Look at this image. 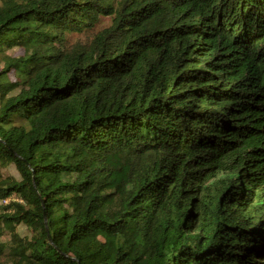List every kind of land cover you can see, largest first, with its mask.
Segmentation results:
<instances>
[{
	"label": "trees",
	"instance_id": "trees-1",
	"mask_svg": "<svg viewBox=\"0 0 264 264\" xmlns=\"http://www.w3.org/2000/svg\"><path fill=\"white\" fill-rule=\"evenodd\" d=\"M15 47L0 264H264V0H0Z\"/></svg>",
	"mask_w": 264,
	"mask_h": 264
},
{
	"label": "rangeland",
	"instance_id": "rangeland-1",
	"mask_svg": "<svg viewBox=\"0 0 264 264\" xmlns=\"http://www.w3.org/2000/svg\"><path fill=\"white\" fill-rule=\"evenodd\" d=\"M24 54V51L22 48H18V47H15L11 50H6L3 54H1L0 56H3V55H9L10 58H15L16 56H19V55H22ZM2 67H3V62L1 61L0 59V71L2 70ZM8 79L10 81H14L15 80V76L13 73H10L8 75ZM0 177H11L15 180H20V177L15 169V167L13 165H9V166H6V167H2L0 166ZM1 205H0V212L2 211L1 209ZM17 231L19 232V234L21 236H30V232L29 230H27L24 226L22 225H19L17 227ZM4 261L3 258L0 259V262L2 263Z\"/></svg>",
	"mask_w": 264,
	"mask_h": 264
},
{
	"label": "built area",
	"instance_id": "built-area-1",
	"mask_svg": "<svg viewBox=\"0 0 264 264\" xmlns=\"http://www.w3.org/2000/svg\"><path fill=\"white\" fill-rule=\"evenodd\" d=\"M11 201H15V202H19V200H17L15 197H9V198H5L3 200H0V205L1 206H6L8 205Z\"/></svg>",
	"mask_w": 264,
	"mask_h": 264
},
{
	"label": "water",
	"instance_id": "water-1",
	"mask_svg": "<svg viewBox=\"0 0 264 264\" xmlns=\"http://www.w3.org/2000/svg\"><path fill=\"white\" fill-rule=\"evenodd\" d=\"M44 220H45V214H44Z\"/></svg>",
	"mask_w": 264,
	"mask_h": 264
}]
</instances>
